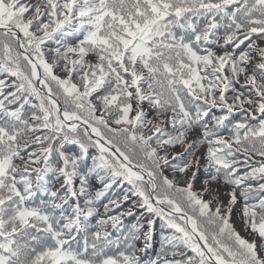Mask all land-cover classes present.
Returning <instances> with one entry per match:
<instances>
[{"label": "snow or ice", "instance_id": "6c2138e0", "mask_svg": "<svg viewBox=\"0 0 264 264\" xmlns=\"http://www.w3.org/2000/svg\"><path fill=\"white\" fill-rule=\"evenodd\" d=\"M0 264H264V0H0Z\"/></svg>", "mask_w": 264, "mask_h": 264}, {"label": "trees", "instance_id": "16d2710c", "mask_svg": "<svg viewBox=\"0 0 264 264\" xmlns=\"http://www.w3.org/2000/svg\"><path fill=\"white\" fill-rule=\"evenodd\" d=\"M94 185H96V188H99V187H100L98 181L94 182ZM57 186H58V185H57ZM124 187H128V185H125ZM132 199L135 200L136 197H132ZM105 202H106V201H105ZM129 206H130L129 204H124L123 207H122L121 209L115 210V211H113V212H111V213H109V214H115L116 211H122V210L128 208ZM100 211H101V213H103V212H104V209H103V210L100 209ZM137 215H138V213H137ZM135 221H136V217H125L124 220H123V223H124L125 225H130L131 223H134ZM159 225H160V221L157 220V225H156L157 233H156V237H155V239H156L157 242H158L159 239H160V237H159Z\"/></svg>", "mask_w": 264, "mask_h": 264}, {"label": "rangeland", "instance_id": "374dc122", "mask_svg": "<svg viewBox=\"0 0 264 264\" xmlns=\"http://www.w3.org/2000/svg\"><path fill=\"white\" fill-rule=\"evenodd\" d=\"M94 186L96 187V185H94ZM196 187L199 188L200 187V184L197 183ZM101 209L103 210L102 207H101ZM239 209H240V206L237 205L236 216H235V219H236V227H237V230H240L241 231V234L242 235H246V233L243 231V225H242V223L240 222V219H239V215H240Z\"/></svg>", "mask_w": 264, "mask_h": 264}]
</instances>
